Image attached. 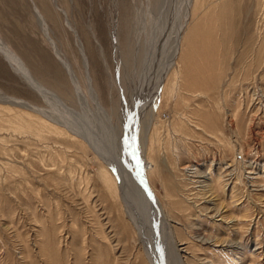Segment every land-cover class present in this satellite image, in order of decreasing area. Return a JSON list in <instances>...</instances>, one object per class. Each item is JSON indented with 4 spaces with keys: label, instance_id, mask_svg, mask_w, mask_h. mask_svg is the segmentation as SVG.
I'll return each mask as SVG.
<instances>
[{
    "label": "rangeland",
    "instance_id": "obj_1",
    "mask_svg": "<svg viewBox=\"0 0 264 264\" xmlns=\"http://www.w3.org/2000/svg\"><path fill=\"white\" fill-rule=\"evenodd\" d=\"M0 42V264H264V0H0Z\"/></svg>",
    "mask_w": 264,
    "mask_h": 264
},
{
    "label": "bare ground",
    "instance_id": "obj_2",
    "mask_svg": "<svg viewBox=\"0 0 264 264\" xmlns=\"http://www.w3.org/2000/svg\"><path fill=\"white\" fill-rule=\"evenodd\" d=\"M35 11L37 12L36 14H38V17H39V19H40V21H41V24H43V20H42V16L39 14V12H38V10L37 9H35ZM43 31H44V33L45 34H47L48 35V33H46V29L43 27ZM184 32H185V27H183V28H181L179 31H178V35H177V41H176V46H175V51H174V53H173V57H171L172 58V61H171V69H174L175 68V66H177L178 64H179V62L178 61H180L179 60V58H180V56H182V54H183V52H184V49H185V46H183V42H182V40H183V34H184ZM50 40V39H49ZM50 43H51V45H53V42H51V40H50ZM55 45V44H54ZM54 47V46H53ZM0 50L3 52V54L8 58V60L9 61H11L12 63H14L15 65H16V69H18L19 71H21V73L24 75V77L28 80V82L32 85V86H36L37 84H35V82L33 81V76L31 75V73L29 72V70L24 66V64H23V62L13 53V52H11L9 49H8V47L4 44V43H2V42H0ZM58 55V54H57ZM63 62V61H62ZM64 65V67L67 69V71H68V74H69V76L71 77V78H75L74 77V74H72V71L70 70V68H69V66L68 65H66V64H63ZM14 67V66H13ZM168 67V68H169ZM174 67V68H173ZM179 72V71H178ZM176 75V74H175ZM177 76H179L178 75V73H177ZM62 79H63V77H62ZM64 80V79H63ZM74 80V79H73ZM76 81V80H75ZM74 82V81H73ZM162 82V81H161ZM165 84V82L160 86V88H161V91L163 90V88H164V90H165V87L167 88V84L166 85H164ZM37 88H38V90H41V88L39 87V85L38 86H36ZM43 92H45V91H43ZM42 92V93H43ZM163 92V91H162ZM44 94V93H43ZM46 94V93H45ZM48 94V93H47ZM46 97V96H45ZM1 101V100H0ZM8 103H11V102H8ZM14 102H12V104H13ZM21 103V102H20ZM13 105H17V106H23V107H25V108H28L29 106H25V105H23V104H13ZM67 117V116H66ZM41 119V118H40ZM50 120V119H49ZM46 121L45 119H43V120H40V121H42L41 123H42V131L41 132H43V131H47V132H52V133H60V134H63V132H64V129H62L61 127H59L57 124H55V123H52L51 121ZM53 124H55V125H53ZM39 136H42V135H39ZM154 138V137H153ZM155 139V138H154ZM149 141V140H148ZM154 142V141H153ZM148 143V142H147ZM153 148V147H152ZM152 151V150H151ZM152 163H149V165L151 164H154L155 163V161H151ZM149 165H147V166H145V164H144V168H143V171L140 173V176H138L139 178H140V182H141V186H142V191L144 192V194H145V196H146V200H147V203L149 204H151L152 205V207L153 208H155L156 210H157V213H161V219H162V221H164V223H168V219H167V217L164 215V213H163V210H162V208H161V205H160V203H159V201H158V199H157V197H156V194H155V191L152 189V187H151V176H153L152 174H153V165L152 166H150V168H149ZM102 171V170H101ZM100 171V174L102 173ZM139 175V174H138ZM101 176V175H100ZM102 178H103V180L107 183V185L108 186H112V188H114L115 190H116V187H117V184H116V186H115V184H114V181H112L111 180V178L109 177V175H108V173H107V171H105V172H103L102 173ZM106 185V184H105ZM107 187V186H106ZM118 188V187H117ZM146 204V203H145ZM152 207H151V209H152ZM152 212H153V210H152ZM133 216V215H132ZM136 217V216H135ZM132 220V219H131ZM169 228V227H168ZM168 235H169V237H170V240L172 241V244L175 246V241H173L174 240V238H173V236H172V234H171V231L169 232L168 231ZM170 241V242H171ZM175 249H174V255H175V257L177 258V260H178V262L177 263H179V264H183V258H182V256H181V254H180V251L178 250L179 248H177V246H175L174 247ZM176 260V261H177Z\"/></svg>",
    "mask_w": 264,
    "mask_h": 264
}]
</instances>
